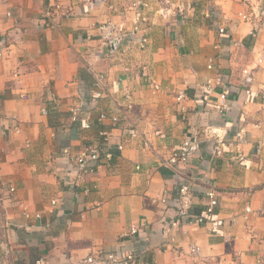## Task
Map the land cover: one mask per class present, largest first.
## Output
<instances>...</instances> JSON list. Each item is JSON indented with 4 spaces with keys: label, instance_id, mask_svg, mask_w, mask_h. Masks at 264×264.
Instances as JSON below:
<instances>
[{
    "label": "crops",
    "instance_id": "obj_1",
    "mask_svg": "<svg viewBox=\"0 0 264 264\" xmlns=\"http://www.w3.org/2000/svg\"><path fill=\"white\" fill-rule=\"evenodd\" d=\"M185 6L184 15L142 21L147 47L124 52L126 40L113 49L98 27L113 21L128 33L140 12L127 0H0V264H77L98 248L137 249L147 264H264V29L253 34L240 20L245 0ZM219 72L238 88L226 103L206 89ZM77 104L91 129L71 121ZM112 115L126 120L114 125ZM100 129H113L111 156L103 149L98 172L75 186L63 149L99 143ZM239 129L245 161L229 142ZM194 136L190 159L169 163ZM210 187L220 200L214 222L182 221L167 232L178 206L206 209ZM132 226L138 232L124 236ZM195 243L200 255L191 253Z\"/></svg>",
    "mask_w": 264,
    "mask_h": 264
},
{
    "label": "built area",
    "instance_id": "obj_2",
    "mask_svg": "<svg viewBox=\"0 0 264 264\" xmlns=\"http://www.w3.org/2000/svg\"><path fill=\"white\" fill-rule=\"evenodd\" d=\"M128 7L132 10L139 11L138 22L133 26V28L127 33L122 32L121 27H119L113 21H107L101 23L99 25L100 37L105 42V44L111 45L113 49L119 46L123 42V40L127 41L126 47L123 50L125 51H139L144 50L149 43V36L145 31V27L140 25L143 23H150L154 19H162L168 20L169 18L176 15H184L186 14V6L185 2L189 0H180L176 3L173 0H157V5L154 6L152 2L149 0H127ZM248 9L246 11L239 13V18L242 21L250 22L253 24V34H256L259 30L264 29V19H259L263 13L264 9V0H245ZM56 9H60V4H55ZM111 10H116L115 6L110 5ZM51 10H47L45 12L46 17H50ZM220 34H225L227 32L226 28L221 26L219 27ZM219 56V55H218ZM217 56H213L209 59L208 69L212 70L216 66ZM105 81V76L103 74H99L97 78L96 87H101L103 82ZM152 87L155 91H160L161 85L157 82H152ZM206 89L210 94H217L218 98L222 102H227L231 93L235 96L238 93V88L234 87L232 84L230 77L227 73L219 72L213 77H208L206 82ZM262 97L264 98V85L262 86ZM184 96L183 93H180L179 98ZM96 98V95L93 96ZM130 97V95H128ZM223 104V108H227L226 104ZM84 104H77L72 106L70 109L71 113V121L77 123L78 121H82V127L85 129H91L92 122L83 118L84 113ZM48 110L43 108V113H47ZM82 117V119H81ZM0 114V121H1ZM107 119L106 114L101 113L99 115L98 120L100 122ZM111 122L115 125L120 122H124L125 116L121 115H112L110 116ZM19 125L14 126V130L19 132ZM98 136L100 138L99 143L88 142L84 144L78 152L73 154L70 146H67L63 149V154L68 163V168L70 174H74L73 184L75 186L81 185L83 179L88 174H95L98 172L99 166L102 161L103 152L106 157L111 156V152H109L108 145L110 140L114 136L113 129H100L98 132ZM246 141V132L244 129H239L235 135L234 139L230 140V144L236 146V155L237 158L241 161H245L244 154L241 153L240 145ZM217 144L214 146V153L216 155H222L224 152L223 142H216ZM229 144V145H230ZM146 145L147 142H146ZM199 141L196 136L194 138H190L187 142H185L184 147L173 154V156L169 159V163L175 164L178 162H187L193 153L199 148ZM228 145V144H227ZM104 149V151H103ZM117 149L122 150V145H117ZM263 152V144H259L255 150L256 155H260ZM261 165L264 167V160H262ZM93 188H97L94 185ZM189 186L183 185L180 188V193L185 195L188 191ZM15 187L11 188V192H13V197L15 193ZM91 188L86 186L85 191H90ZM206 195L209 199L207 203V207L201 213H190L187 206L180 205L178 206V218L171 222V226L167 229V232L170 231V228H174L178 226L182 221L191 225H206L209 222H214V217L216 214L217 207L220 204L219 196L214 187H210ZM52 205L55 206L59 203L58 199H52ZM247 211L250 212L251 208L247 207ZM23 214L29 216L30 213L27 208H23ZM36 217H39L40 214H36ZM219 228L218 224L215 223L213 229L217 230ZM138 232V228L136 226H132L129 231L124 232V236L129 235L130 233L135 234ZM191 253L195 255L201 254L200 246L192 244L190 246ZM143 252L138 251L137 249H131L127 252L123 251H111L104 248H98L96 251L87 254L84 258L80 259L77 264H147L142 260ZM34 264H49V261L46 258L39 257Z\"/></svg>",
    "mask_w": 264,
    "mask_h": 264
}]
</instances>
